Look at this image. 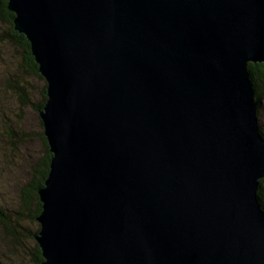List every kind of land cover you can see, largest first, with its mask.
<instances>
[{
    "label": "water",
    "instance_id": "95a60500",
    "mask_svg": "<svg viewBox=\"0 0 264 264\" xmlns=\"http://www.w3.org/2000/svg\"><path fill=\"white\" fill-rule=\"evenodd\" d=\"M8 7L47 82L42 264H264V0Z\"/></svg>",
    "mask_w": 264,
    "mask_h": 264
},
{
    "label": "trees",
    "instance_id": "16d2710c",
    "mask_svg": "<svg viewBox=\"0 0 264 264\" xmlns=\"http://www.w3.org/2000/svg\"><path fill=\"white\" fill-rule=\"evenodd\" d=\"M14 18L15 13L9 9L8 0H0V49L4 46L6 50L4 43L6 40L13 44L9 52L11 66L4 68L9 75L3 84V93L7 90L10 98L15 102L17 107L15 115L19 118V122L22 121V112L26 107H33L38 112L44 149L42 155H38L37 150L32 147L29 149V146H34L33 141L38 133H32L33 137L31 132L25 129L26 127L20 126L17 129L13 127L14 118L4 117V122L1 117L6 144L0 137V155L1 153L4 155L0 156V160L6 162L7 166L2 167L0 164V264H42L44 257L36 239L40 230L38 216L43 205L39 190L48 177L53 156L40 117L47 100V82L40 73L30 41L15 28ZM2 24L8 29L3 28ZM12 51L16 52L15 56ZM248 70L256 90L255 97L261 105L264 93V62H250ZM35 78L43 82L40 101L37 100L38 89L33 82ZM3 93L1 97L5 107L0 101L1 111L7 110L8 105ZM262 133L264 135V132ZM11 157L21 158L26 165L16 171L10 163ZM7 182L10 183V188L6 187ZM258 194L264 207V177L260 180Z\"/></svg>",
    "mask_w": 264,
    "mask_h": 264
},
{
    "label": "rangeland",
    "instance_id": "374dc122",
    "mask_svg": "<svg viewBox=\"0 0 264 264\" xmlns=\"http://www.w3.org/2000/svg\"><path fill=\"white\" fill-rule=\"evenodd\" d=\"M3 28L8 29V27H6V25L2 24ZM5 43V47L6 50L4 49V46H1L0 49V101L2 102L3 98L1 97L2 93H3V84L7 78V76L9 75V73L6 71H4V68H9V66H11L10 64V56H9V52H11V48L13 47V44L10 41L4 42ZM13 56H15L14 51H12ZM6 62V64H5ZM35 86L37 87V100L40 101L41 99V93L40 90L42 89L43 86V82L38 79L35 78L33 80ZM6 91V92H5ZM3 94H5L4 97H6L7 100V110L3 109L2 111L0 110V137L3 138L2 140H4L3 142L6 144L5 141V137H4V132H3V128H2V124L3 121L5 122V118L4 117H10L9 119H13L12 125L13 127L20 128L23 127L25 128L33 137L34 135L32 133H38V135L36 134V139H34V146H29V149H34L37 150L38 155H42L43 152V144H42V139H41V126H40V122H39V114L38 112L33 108V107H26L23 112V118L22 121L19 122V118L15 115V112L17 110L16 104L15 102L10 98L9 93H7V90H5ZM3 107H5V103L2 102ZM10 111V112H9ZM1 117L3 119V121L1 120ZM258 117H259V126L262 132H264V93L262 94V100H261V105L258 106ZM1 157H3L4 155L1 153L0 155ZM11 165L13 166V168L16 169V171L21 170L26 163L19 157H15V158H9ZM7 161V159L5 160ZM0 164L2 167H6L7 164L6 162L4 163L3 160H0ZM5 177H7V175L4 174ZM10 179V176H9ZM7 180V179H6ZM8 181V180H7ZM12 182V181H11ZM9 186V188L11 187L10 183L7 182L6 187Z\"/></svg>",
    "mask_w": 264,
    "mask_h": 264
},
{
    "label": "bare ground",
    "instance_id": "6f19581e",
    "mask_svg": "<svg viewBox=\"0 0 264 264\" xmlns=\"http://www.w3.org/2000/svg\"><path fill=\"white\" fill-rule=\"evenodd\" d=\"M252 63V62H251ZM258 64V63H257ZM251 75V74H250ZM256 91V90H255Z\"/></svg>",
    "mask_w": 264,
    "mask_h": 264
}]
</instances>
